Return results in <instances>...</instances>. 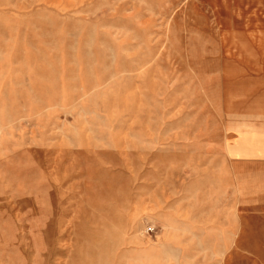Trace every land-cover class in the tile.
Listing matches in <instances>:
<instances>
[{
  "label": "rangeland",
  "instance_id": "374dc122",
  "mask_svg": "<svg viewBox=\"0 0 264 264\" xmlns=\"http://www.w3.org/2000/svg\"><path fill=\"white\" fill-rule=\"evenodd\" d=\"M216 34L195 0H0V264H264Z\"/></svg>",
  "mask_w": 264,
  "mask_h": 264
},
{
  "label": "crops",
  "instance_id": "0c3cea01",
  "mask_svg": "<svg viewBox=\"0 0 264 264\" xmlns=\"http://www.w3.org/2000/svg\"><path fill=\"white\" fill-rule=\"evenodd\" d=\"M195 1L211 12L219 34L216 106L224 122L216 160L228 167V189L247 197L249 189L264 190V0Z\"/></svg>",
  "mask_w": 264,
  "mask_h": 264
}]
</instances>
